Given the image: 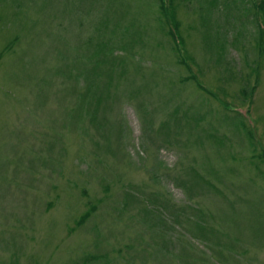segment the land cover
Segmentation results:
<instances>
[{
    "label": "rangeland",
    "instance_id": "obj_1",
    "mask_svg": "<svg viewBox=\"0 0 264 264\" xmlns=\"http://www.w3.org/2000/svg\"><path fill=\"white\" fill-rule=\"evenodd\" d=\"M156 2L0 0V264H264V41Z\"/></svg>",
    "mask_w": 264,
    "mask_h": 264
},
{
    "label": "trees",
    "instance_id": "obj_2",
    "mask_svg": "<svg viewBox=\"0 0 264 264\" xmlns=\"http://www.w3.org/2000/svg\"><path fill=\"white\" fill-rule=\"evenodd\" d=\"M156 1L159 3V13H160L161 18L163 20L164 28L162 30H163V32H165V34H166V36L168 38H171L173 40V44H174V49L173 50L178 55L179 54V51H180L179 43H181L179 35L175 32V30L177 31V29H178V24H177L176 21H175V24H174V22L172 20L173 30H171L170 26L167 25V23L164 22V18H166V12H165V8H164V4H163L162 0H156ZM163 1L165 2V0H163ZM245 1L248 2L249 5L251 4V6H250L251 11H250V9L248 10V7H246L247 4H246ZM232 2L235 5L242 4V6H243L242 9H243L246 17H248V15L252 16L251 17V20H252V23H254V26L256 27V32H257L256 46L259 47L260 44H261V42L264 41V0H232ZM173 13H174V10H173L172 14ZM174 19H175V17H174ZM209 29H210V27L206 30V33H209L210 34ZM178 31H179V29H178ZM236 33L238 34V31ZM219 40H220V37L217 36L214 42H219ZM219 45L222 46V44H219ZM107 49H108L107 47H105L103 49L101 46H99V49L97 51V54L98 55H101V54H104L105 55V53H106L105 50H107ZM178 57H180V59H181V55L178 56ZM182 61L185 62L184 59H182ZM97 67H99V66L96 64V66H94V68H95L94 70H96ZM186 79L187 80H189V79L192 80L193 77L192 76H189ZM195 85L197 86L196 83H195ZM197 87L200 89V91L206 92V89L201 84H198ZM241 92H242L243 96L246 97L247 94L245 93V91L243 89H242ZM235 120L236 119H232V125H235ZM213 186L214 185L209 184V187L211 189H213ZM181 187L183 188V190L185 189L184 186H181ZM215 190H217V188H215ZM203 237L206 238V239H208L206 235H204ZM216 244L217 245H221V243H219V242H216ZM242 252L245 253L244 250Z\"/></svg>",
    "mask_w": 264,
    "mask_h": 264
}]
</instances>
